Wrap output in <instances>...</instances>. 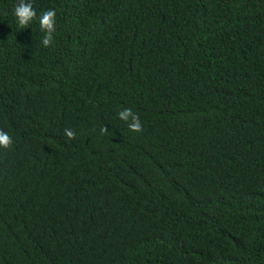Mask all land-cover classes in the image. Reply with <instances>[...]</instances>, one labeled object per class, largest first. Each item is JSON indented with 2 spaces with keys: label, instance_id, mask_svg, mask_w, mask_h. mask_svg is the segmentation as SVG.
<instances>
[{
  "label": "trees",
  "instance_id": "trees-1",
  "mask_svg": "<svg viewBox=\"0 0 264 264\" xmlns=\"http://www.w3.org/2000/svg\"><path fill=\"white\" fill-rule=\"evenodd\" d=\"M17 3L0 264H264V0H31L24 29Z\"/></svg>",
  "mask_w": 264,
  "mask_h": 264
},
{
  "label": "clouds",
  "instance_id": "clouds-1",
  "mask_svg": "<svg viewBox=\"0 0 264 264\" xmlns=\"http://www.w3.org/2000/svg\"><path fill=\"white\" fill-rule=\"evenodd\" d=\"M13 15L16 18L18 29L27 28L31 21L34 18H37V12L31 3V0H18V3L14 5ZM38 20L40 30L44 33L42 37V45L44 47H49L53 42V34L56 31V11L54 9L43 11ZM118 117L127 123L128 129L131 132L143 131V125L141 124L138 114L134 113L131 108H125L119 111ZM101 132L107 134L109 130L106 126H103L101 128ZM64 135L68 140L76 138V133L72 129H64ZM12 144V138L8 135V133L0 129V148L8 149L12 146Z\"/></svg>",
  "mask_w": 264,
  "mask_h": 264
}]
</instances>
